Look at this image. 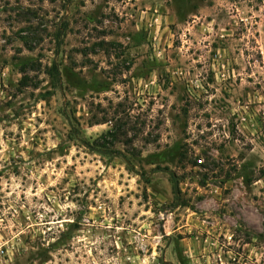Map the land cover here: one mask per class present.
<instances>
[{"label":"rangeland","instance_id":"obj_1","mask_svg":"<svg viewBox=\"0 0 264 264\" xmlns=\"http://www.w3.org/2000/svg\"><path fill=\"white\" fill-rule=\"evenodd\" d=\"M0 238L264 264V0H0Z\"/></svg>","mask_w":264,"mask_h":264},{"label":"built area","instance_id":"obj_2","mask_svg":"<svg viewBox=\"0 0 264 264\" xmlns=\"http://www.w3.org/2000/svg\"><path fill=\"white\" fill-rule=\"evenodd\" d=\"M157 18L151 19L148 23V29L152 27V24H155L157 22ZM13 253V246L9 241H5L0 238V264H3V262L9 261L10 257Z\"/></svg>","mask_w":264,"mask_h":264},{"label":"trees","instance_id":"obj_3","mask_svg":"<svg viewBox=\"0 0 264 264\" xmlns=\"http://www.w3.org/2000/svg\"><path fill=\"white\" fill-rule=\"evenodd\" d=\"M105 122H108V121H104L103 119L98 120L97 118L93 120V124H99V123H105ZM125 125H126L125 122H122L121 120H117V122L113 125V129L121 130V128H123ZM106 135L111 136L112 140L115 141L119 137L120 134H117V132L113 134L112 131H108L104 136H102L103 139H105Z\"/></svg>","mask_w":264,"mask_h":264}]
</instances>
